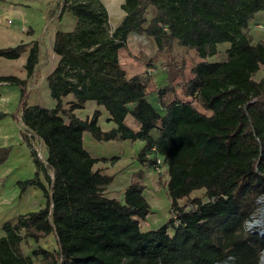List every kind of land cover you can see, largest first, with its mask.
Here are the masks:
<instances>
[{"label":"trees","instance_id":"trees-1","mask_svg":"<svg viewBox=\"0 0 264 264\" xmlns=\"http://www.w3.org/2000/svg\"><path fill=\"white\" fill-rule=\"evenodd\" d=\"M123 10L124 21L112 31L101 0H64L62 13L78 22L72 32L55 35L54 52L61 60L48 77L55 108L27 104L26 83L38 64L37 45L29 52L27 80L0 76V83L23 86L22 136L36 174L19 182L20 193L36 187L46 198L39 211L4 224L0 264H34L21 244L49 234L57 239L58 255L34 251L42 264H261L264 236L249 231L247 224L264 197V79L254 80L264 68V43H252L249 24L264 12V0H126ZM132 35L153 38L167 53L175 42L196 52L202 62L193 69L195 77L183 83V100L160 109L147 99L150 77L127 76L119 52ZM224 44L231 45L228 60L210 62ZM26 48L0 49V58L18 59ZM176 67H168L172 82L160 91V99L184 76L183 70L173 73ZM69 95L76 102L65 107ZM89 101L105 107L117 128L104 132L99 112L79 119L75 111ZM196 103L211 114L198 110ZM128 114L141 124L139 132L126 125ZM86 133L99 142L146 143L139 161L154 171L160 167L158 182L166 185L172 201V217L165 225L153 231L141 228L151 213L143 172L126 189L123 202L105 196L104 187L114 178L94 170L99 160L84 147ZM36 141L47 151L43 160ZM10 151L0 148V166ZM197 191H204V197L192 198Z\"/></svg>","mask_w":264,"mask_h":264},{"label":"crops","instance_id":"crops-1","mask_svg":"<svg viewBox=\"0 0 264 264\" xmlns=\"http://www.w3.org/2000/svg\"><path fill=\"white\" fill-rule=\"evenodd\" d=\"M101 2L108 11L109 25L114 31L122 24L127 15L123 10L126 0H101ZM63 4L64 0H0V49L15 48L22 44L27 46L26 51L18 59L0 58V76H12L27 80L26 64L29 52L35 45L40 49L35 74L26 83V88L29 91L27 99L29 107L38 106L53 109L57 105L51 97L48 83V77L55 71L61 60L60 56L54 52L55 35L57 32H72L78 22L72 14L62 13ZM263 25L264 12L257 14L249 24V33L254 45L264 43ZM136 37L135 35L130 36L126 46L119 52L120 62L127 72V76L131 78L148 75L152 81L154 75L159 71V66L167 72L172 63L178 64L183 69L184 76L179 77L175 90L160 99L159 93L166 87L158 84L152 85L150 81L147 99L149 100L150 91L154 93L158 97V106L154 105L160 109L177 99L183 100L185 98L182 90L183 83L195 77L193 69L202 60L195 51L181 47L177 43L178 46H174L169 54L166 51H160L153 38L139 36L143 40H135ZM139 43L149 44L160 54L161 59L157 62L152 60V57L149 59L139 57L138 54H141L137 53L140 51ZM230 47V44L219 46V54L210 58L209 61H227V51ZM150 54L148 56H151ZM262 69L264 68H261L258 73L263 72ZM22 90L23 86L21 85L0 83V114H4V117L0 118V148L11 147L8 159L0 166V238L6 236L3 229L5 223L16 222L19 216L37 212L46 205L44 192L40 188L32 187L21 195L18 185L19 182L31 179L36 174L32 153L22 136V132L25 131L20 110ZM63 102L65 107H69L76 102V99L73 95H69ZM196 104L199 109L204 110L200 104ZM96 112L100 114L98 124L104 132L117 128V125L110 120L111 115L107 109L97 105L95 101L87 102L83 109L75 111V115L81 120H87L92 119ZM80 113L84 115L82 116ZM203 113L211 114L206 110ZM125 123L135 132L141 130V124L131 114L127 115ZM153 136L155 138L159 136L158 130L153 132ZM100 146L105 147L103 153H97ZM84 147L93 158L99 160L94 170L114 178L111 184L104 187L103 192L107 198L123 202L126 189L136 180L137 174L140 172H143L144 196L146 199L150 196L151 189L148 188V184L152 179V174L156 175V172L150 164L139 161V155L146 147L144 141L99 142L91 134L86 133ZM129 148H131V152H127ZM42 157L45 156L42 155ZM198 192H194L191 197L196 198ZM24 241L21 244L23 254L25 257H32V253L36 249H33L31 253L27 252L24 249ZM41 248L55 256L58 254L57 243L50 246L51 250L48 249L47 244Z\"/></svg>","mask_w":264,"mask_h":264},{"label":"rangeland","instance_id":"rangeland-1","mask_svg":"<svg viewBox=\"0 0 264 264\" xmlns=\"http://www.w3.org/2000/svg\"><path fill=\"white\" fill-rule=\"evenodd\" d=\"M153 15H154V10L152 9L149 11V13L147 15L148 20H150L153 17ZM135 36H137V35H135ZM144 37L150 38V37H146V36H144ZM136 38L137 39H135V40H138V39L143 40L142 38L140 39L139 36H137ZM174 46H178L176 44V42L172 44V50H173ZM138 47H139L140 51L137 53H141V54H138L139 57L145 58V59H149V57H152V60H155L157 62H158V60L161 59L160 54L157 53L154 50V48L152 49L149 46V44H143V43L140 44L139 43ZM163 52H165V51H163ZM149 54L151 56H148ZM171 65L178 67V68L177 67L174 68L173 73H175V70H183L182 68L179 67L178 64L172 63ZM158 69H159V71H157V74L154 75V77L152 78L151 84L152 85L158 84L159 86H164V87L170 86L171 82H172L170 72L169 71H167V72L163 71L162 70L163 68H161L160 66ZM262 70H264V69H262ZM254 79H257L260 81L263 80L264 79V71L255 75ZM177 83L178 82L176 81L172 84L174 86V88H176ZM149 100L153 104L158 106V103H157L158 97H156L154 93H151V91H150V95H149ZM195 106L197 109H199L198 108L199 106L197 104H195ZM199 110H201V109H199ZM201 111L204 112V110H201ZM80 114L82 116L84 115L83 113H80ZM38 143L39 142L36 141V144H38ZM37 146H38V152H40L43 156L46 157L45 152H47V151H46V149H44L42 144L39 143ZM104 150H105V147L100 146V149L98 150L97 153H100V152L103 153ZM109 152H111V151H109ZM127 152H131V148H129ZM151 158L153 159V156H151ZM155 172H156V175L152 174V177H151L152 179H150L149 184H148L149 185L148 188L151 189V192H150V196H148L147 199H148V202L151 206V213L149 214V216L147 217V219L145 221H141V227H142L143 231L156 230V229L160 228L161 226L165 225L172 217V201L168 195V190L166 188V185H161L158 182L159 171H155ZM160 172L163 176V180L166 183L168 181L167 169H164V167H163ZM196 195H197L196 196L197 198H200V197L202 198V197H204V191H199L198 193H196ZM186 203H187L186 200L181 202L182 205H185ZM257 204H258V207L255 211L256 214L253 216L254 219L251 221V223L256 221V220H259V221L263 222L262 225H260V228H264V197H262L261 199H258ZM247 227L250 228L249 223H248ZM250 230H251V228H250ZM56 243H57V239H56L54 234L43 235L38 242L34 241L32 238H26L24 241V249L27 252L31 253L33 249L39 250L41 248V246H44L47 244L48 249L51 250L50 246L52 244L55 245ZM57 245H58V243H57ZM32 258L34 260V264H42L44 262L42 256L35 257L33 255V253H32ZM261 264H264V262H262Z\"/></svg>","mask_w":264,"mask_h":264},{"label":"built area","instance_id":"built-area-1","mask_svg":"<svg viewBox=\"0 0 264 264\" xmlns=\"http://www.w3.org/2000/svg\"><path fill=\"white\" fill-rule=\"evenodd\" d=\"M38 157L41 159V160H43V157H42V154L39 152L38 153ZM159 164H161V160H159L158 161V165ZM156 169L159 171L160 170V167H156ZM253 219H254V217H253ZM262 223L263 222H261V221H259V220H256V221H254V222H249V224H250V228H251V230H250V228L248 227V230L249 231H252V230H255V229H257V232L261 235V236H264V228H260V225H262ZM252 225H255V226H253L252 227ZM247 226H248V224H247ZM262 227V226H261ZM262 259H261V263L262 262H264V251H263V254H262Z\"/></svg>","mask_w":264,"mask_h":264},{"label":"water","instance_id":"water-1","mask_svg":"<svg viewBox=\"0 0 264 264\" xmlns=\"http://www.w3.org/2000/svg\"><path fill=\"white\" fill-rule=\"evenodd\" d=\"M255 226V225H252V227Z\"/></svg>","mask_w":264,"mask_h":264}]
</instances>
